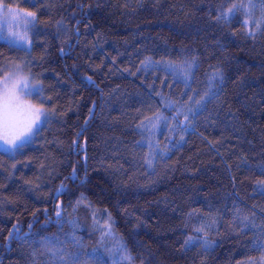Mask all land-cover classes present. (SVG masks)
I'll use <instances>...</instances> for the list:
<instances>
[{
    "label": "trees",
    "instance_id": "16d2710c",
    "mask_svg": "<svg viewBox=\"0 0 264 264\" xmlns=\"http://www.w3.org/2000/svg\"><path fill=\"white\" fill-rule=\"evenodd\" d=\"M0 3L35 13L28 46L0 40V79L19 64L50 110L0 151V264L110 263L92 257L109 215L123 264H264V141L245 143L264 117V0Z\"/></svg>",
    "mask_w": 264,
    "mask_h": 264
},
{
    "label": "snow or ice",
    "instance_id": "6c2138e0",
    "mask_svg": "<svg viewBox=\"0 0 264 264\" xmlns=\"http://www.w3.org/2000/svg\"><path fill=\"white\" fill-rule=\"evenodd\" d=\"M6 6L0 3V11ZM237 5L233 4L227 9L226 12L221 13V16H218L217 19H221L228 14L234 13L237 9ZM5 17L12 16L14 20H23V23L26 26L35 27V13L34 12H14L12 8L8 7L7 11L3 12ZM31 17L32 19H28ZM247 23V21H245ZM15 36V34H12ZM7 39V43L10 47H20V41L24 40V37L17 39L5 38L2 33H0V40ZM30 43V41H27ZM147 67L149 60L143 62ZM159 63V62H157ZM188 63V62H185ZM191 67V64L188 65ZM171 67V65H169ZM175 71V69H173ZM187 75V73H185ZM43 87L41 83L31 79L28 75H24L19 64L16 65L14 71L7 73L3 77L2 86H0V140L3 141L4 145L8 146L5 150H20L24 148L36 135L40 133L43 128V125L46 124L49 120L50 110L44 107V98H43ZM28 97H36L39 99V103H33ZM192 97H189L191 100ZM203 100V97H201ZM201 100L196 101L197 104L201 103ZM166 107H172V102H168ZM189 112L192 111L191 108L188 109ZM180 111L177 110V115H180ZM185 120L188 119V116L185 115ZM151 119V118H149ZM167 117L163 116L160 113L156 114L155 122L151 124L153 129H156L159 126L160 122L167 121ZM175 119V117H173ZM174 130V129H170ZM149 148L155 151V147L150 142ZM158 147V145H156ZM150 163V161H146ZM73 178H75V170L73 173ZM260 184H264V181H260ZM63 188V185L61 186ZM59 191V190H58ZM83 199V196L81 197ZM77 203H80L78 201ZM57 217H60V212L56 213ZM109 223H106L103 228L104 236L111 235V216H108ZM99 221L96 219L94 214V225L98 224ZM15 228V226H13ZM18 232V230H16ZM197 232H205L203 226L195 229ZM12 235V233H10ZM206 235V233H205ZM198 237L189 236L184 244L190 245L194 243ZM79 243V241H76ZM212 242L208 240H203L202 246H209ZM124 246L121 245V248ZM259 247H264V245H259ZM124 259L131 260L130 256H125Z\"/></svg>",
    "mask_w": 264,
    "mask_h": 264
},
{
    "label": "rangeland",
    "instance_id": "374dc122",
    "mask_svg": "<svg viewBox=\"0 0 264 264\" xmlns=\"http://www.w3.org/2000/svg\"><path fill=\"white\" fill-rule=\"evenodd\" d=\"M13 9L14 12H27L21 9L14 8L12 6H9ZM7 6L3 9V11H0V33L5 38H12V39H19L20 37H24V40L20 41V45H27L28 46V39H27V31L29 26H26L23 23V20H14L12 16L5 17L3 15L4 11H7ZM264 10V7H263ZM28 19H32L31 17H28ZM247 24L250 26V21H247ZM12 34H15L13 36ZM7 40V39H5ZM24 75H28L31 79V74L28 72L22 71ZM4 77V76H3ZM3 77L0 79V86H2ZM36 80V79H34ZM40 82L39 80H36ZM41 83V82H40ZM27 99H30L33 103H38L35 101L37 99L36 97H28ZM45 107V106H44ZM46 108V107H45ZM264 141V117L261 119L260 123L254 130V132L251 134V136L245 141L246 145L248 146L249 150L253 153L258 148V146ZM8 146L4 145L3 141L0 140V151L1 152H8L13 150H5ZM109 223L108 216L102 217L100 220V229L101 232L99 234V242L97 247L95 248V252L93 254V258L95 260L103 261V258L109 261L110 263L107 264H123V262H119L118 257L120 256L119 251L121 249L119 245V240L116 238L112 226H111V235L104 236V228L103 226ZM111 223V221H110ZM116 258V260H115Z\"/></svg>",
    "mask_w": 264,
    "mask_h": 264
},
{
    "label": "water",
    "instance_id": "95a60500",
    "mask_svg": "<svg viewBox=\"0 0 264 264\" xmlns=\"http://www.w3.org/2000/svg\"><path fill=\"white\" fill-rule=\"evenodd\" d=\"M94 108L95 107H93V109H92V111H91V115L88 117V119H87V121L85 122V124L88 122V120L91 118V116H92V112L94 111Z\"/></svg>",
    "mask_w": 264,
    "mask_h": 264
}]
</instances>
